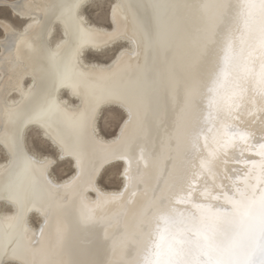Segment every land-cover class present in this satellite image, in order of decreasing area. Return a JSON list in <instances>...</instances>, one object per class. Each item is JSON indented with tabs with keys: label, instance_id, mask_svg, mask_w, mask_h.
<instances>
[{
	"label": "bare ground",
	"instance_id": "bare-ground-1",
	"mask_svg": "<svg viewBox=\"0 0 264 264\" xmlns=\"http://www.w3.org/2000/svg\"><path fill=\"white\" fill-rule=\"evenodd\" d=\"M93 1L0 0V6L24 21L16 28L0 19V151L5 157L0 160V193H18L32 205L21 220L16 207L0 198V244L18 250L24 264H137L155 231L156 206L162 198L167 204L169 197L183 194L186 178L199 172L202 158L211 155L207 143L215 135L225 137L226 128H248L253 135L258 127L245 113V122L234 123L228 104L229 99L238 102L234 93L241 87L252 99L258 88L248 79L238 82L243 74L249 77L242 65L248 63L251 74L257 73L253 63L264 56L258 24L245 28L239 17L242 0H112L110 27L89 20L85 8ZM114 31L124 38L103 43ZM229 38L235 70L225 88L210 92ZM123 43L111 61H87V52L103 53ZM241 56L247 62L242 60L240 66ZM68 79L77 86L75 94L65 86ZM117 94L130 101L131 114L127 105L113 102ZM106 107L125 114L110 138L99 129ZM34 131L56 156L29 147L27 136ZM16 140L35 161L54 163L45 169L23 156L8 159L5 143ZM54 140L67 149L63 159ZM233 149L227 150L231 162L226 168L213 165L218 159H212L214 167L205 180L225 184H215L216 189H228L227 183L238 176L229 166L238 159ZM59 160L71 161L74 169L63 180L53 176ZM114 162L122 163L123 176L129 169L134 179L124 176L120 190L103 189L98 177ZM200 173L198 179L203 180L207 173ZM32 215L39 219L38 226L32 224Z\"/></svg>",
	"mask_w": 264,
	"mask_h": 264
},
{
	"label": "snow or ice",
	"instance_id": "snow-or-ice-1",
	"mask_svg": "<svg viewBox=\"0 0 264 264\" xmlns=\"http://www.w3.org/2000/svg\"><path fill=\"white\" fill-rule=\"evenodd\" d=\"M238 7L239 17L245 28L253 22L258 24V43L264 49V0H242ZM123 38L122 33L114 31L103 43H116ZM212 39V36L208 37L209 41ZM234 60L231 38H229L223 66L216 74L214 87L209 89L210 92L219 93L221 88H225L229 75L236 67ZM245 71L251 74V69L246 68ZM257 75L260 91L264 94V66ZM65 86L74 94L77 92V86L72 79L65 81ZM244 91L245 89L241 87L234 95L242 100ZM113 102L127 105L131 114V103L126 97L117 94L113 97ZM228 104L229 107H235L237 101L229 99ZM92 118V115L88 117V119ZM224 135L226 137L223 142L224 147L235 146L234 142L237 138L243 142H247L249 138L247 132L231 128H226ZM53 143L59 150V158L63 159L67 151L65 145L56 140ZM259 147L264 149V143ZM5 149L7 158L12 161L23 156L31 162L40 163L45 169L49 164L54 163V161H35L34 157L26 155L25 146L19 140L11 145L5 143ZM259 155L262 158L259 162L261 172L257 177L256 185L248 184L244 188L237 186L231 192L205 191L201 194L209 201L206 203L191 199L193 193L199 191L194 185L199 183L198 177L201 173L193 172L186 178V190L176 198V203H191L196 209V213L191 217H185L182 211L177 212L171 205V197L167 205L163 203L162 198V202L156 206L157 223L154 238L143 250L137 264H264V151ZM201 167H208V162L202 161ZM208 171L211 174L210 167ZM124 176L128 181L134 179L129 169L125 170ZM0 198L16 207L18 219L22 220L25 212L31 210L32 205L26 204L18 193L5 189L0 193ZM211 200L222 203L212 204ZM190 223L192 227L188 226ZM0 264H24L23 256L5 242L0 244ZM79 264H88V262L81 261Z\"/></svg>",
	"mask_w": 264,
	"mask_h": 264
},
{
	"label": "rangeland",
	"instance_id": "rangeland-1",
	"mask_svg": "<svg viewBox=\"0 0 264 264\" xmlns=\"http://www.w3.org/2000/svg\"><path fill=\"white\" fill-rule=\"evenodd\" d=\"M111 3H112V0H95V1L91 2L85 8V13H86V15L88 16V18H89V20L91 22L96 23L98 25L110 27L108 15H109V10H110ZM0 19L1 20H7V21L11 22L16 28H21L23 26V24H24V21L19 20L17 17H15L13 15V13L10 11V9H8L7 7H4V6H0ZM2 36H3V31L0 29V37H2ZM246 43L247 42H245V44H244L245 49H247V47H248V44H246ZM124 44L125 43L119 44L118 46H116L115 49H111L109 51H104L103 53H96V52H93V51H89L86 54L87 61H89V62L97 61V62L107 63V62L111 61L115 57V55L118 52V50L121 49L124 46ZM260 48L261 47H259V49ZM259 49H257V51ZM263 50L264 49L260 50V52L263 51ZM263 53H264V51L261 53V56L264 55ZM240 58H241V60H240ZM239 60L241 61L240 66L242 64V60H243V63H245V61L247 62L246 56H245V58H243L242 56L239 57ZM258 61L254 62V63L252 62L253 63V67L252 68L255 67V69H256V67H257L256 65H258V69L261 70L262 66H264V56L261 57ZM245 64H246V66H245ZM245 64H243L242 67L244 66V68L245 67L247 68L249 65H248V63H245ZM249 68L250 67H248L247 69H249ZM259 72L260 71H258L257 73L254 72L253 74L248 73L249 77H247V76H245L243 74V77L241 76L242 78H240L238 80V82L239 81L242 82L243 80L245 81L246 79H248V81L251 80L250 82H252L253 87L255 85L254 88L255 89L258 88V89L253 91V95H252L253 97L251 96L252 99L250 98L251 100H249V98L247 96H244L246 94H243V99L242 100L238 99V102H237V104L239 103L237 105L238 107L237 108H236V106L234 108L232 107V111L233 112L231 113V116L233 118L237 119L239 117V119H240V120L239 119H237V120L235 119L234 120L233 118H231V120L233 119L232 121L234 123L241 122V120L245 122L248 117H245V119H244L243 116L246 115V116H251L252 117L251 120H253L258 125V127L254 128V130L252 131L253 135H249V138H248L247 142H243V144L238 143V141H240V140H239V138H237L235 140V142H234L235 146H229V147H224L223 145L222 146H218V141H219V145H221V143L223 144L224 140L226 139L221 134L217 135V136L215 135L213 137L212 141L209 142V144L207 143L206 151L209 152V153H207V155L211 154L210 156L212 158L210 156L207 157V155H205L206 154V152H205L203 154V156L207 157L206 158L207 160L206 159L204 160V158H202V159L205 162V161H208V158H209L208 162H210L211 166L208 165V167H206V169L202 168V167H201L202 168L201 169L199 167V169H198L199 172H203V174L207 173V175H206L207 177L205 176L206 177L205 178L204 175H203L202 176L203 180H202V178H199V184L201 186L197 184V186H198L197 189L198 190L201 189V190H199L200 193L198 191L199 194L192 195L191 199L196 200L198 202H202V203L205 202L206 203V202H209V201L206 198H203L204 195L202 196V199H201V195L200 194L202 192L207 191V190L209 191L208 193H211L212 190L215 191V192H220V191H229V192H231V191H234L235 187H237V186H239L240 188H244L248 184H251V185H256L257 184V177L260 176V172H261L259 162L262 159L261 156L259 155V153L261 151H264V149H261L259 147V145L261 143H264V122H263L264 121V94L261 93V91H260V87L261 86L258 83V75L257 74ZM257 94H258V96H257ZM259 94L261 96H259ZM256 96L259 97V98L261 97L260 98L261 100L259 98H257ZM255 98H257V99L255 100ZM246 100H248L249 102H247ZM258 100H259V102H258ZM241 101H242V103H240ZM244 101H246V104H245ZM254 101H255V104H254ZM251 103H253V105ZM251 105H252V107H251ZM235 108H236V110H234ZM249 108L251 110H248ZM247 110H248V112L251 111L249 113V115H248ZM234 111H236V112H234ZM244 113H245V115H244ZM236 114L238 115V117H235V116H237ZM241 114H242V116H241ZM240 117H243V118L241 119ZM261 117H263V118H261ZM124 119H125V114H124V112L121 109H119L117 107H106V108H104L102 110V112H101V116H100V119H99V129H100L102 135L107 137V138L113 137L116 134V132H117L118 128L120 127V125L123 123ZM257 119H259L258 120L259 124L256 121ZM261 119H262V123L260 121ZM246 130H247V132L249 134L250 133V129L248 130V128H247ZM222 140H223V142H222ZM27 142H28L29 147L32 150L38 152L41 155L56 156L55 149L50 145V143L48 141L44 140L40 136V134L38 132H36V131L30 132L28 134ZM214 142H217V143H215V145H213ZM241 143H242V141H241ZM240 145H243L242 150H239ZM216 146L218 147V150H220L219 152L221 153L220 154L221 157L219 156V158H218L219 152H218ZM222 147H224V148H222ZM209 148H211L212 150L211 149L209 150ZM232 148H234L232 155H234L235 157L237 156L238 159L236 161H234L233 165H229V166H231V168L233 170L238 172V174H236L238 176L235 179H233L232 181H229V182L227 181L228 182L227 184L229 185L228 189H225V190H221L222 188H220V189L217 188L216 189V187H217L216 185L219 184L218 186L223 187V185H225V184H221L220 181H219L218 184H217V182L215 183V181L214 182L211 181L212 184H208L207 182H205L204 180L207 179L209 174H210L209 171H208V168L209 167L210 168L214 167L213 165H216L217 167L220 166L221 168H222V166H224L225 168L228 167L227 163L230 164V162H231V159L229 160L230 157H228V155L230 153V149H232ZM213 150L218 155L215 154L213 152ZM227 150L229 151V153H228ZM223 152H224V154L227 152L226 153L227 155L226 154H225L226 156L223 155V158H222ZM212 154H213V156L214 155L215 156L213 157ZM213 158L214 159L215 158L218 159L217 161L213 160L214 164L212 162ZM226 158H227V160H226ZM3 159H5V157H3V155H2V153L0 151V160H3ZM202 159H200V161H202ZM219 160H221V161H219ZM224 160H225V162H224ZM253 161H255L256 163L254 164ZM217 162L220 163V165ZM224 163H225V165H224ZM238 163L242 164L243 167L241 165H238ZM200 164H202V162H200ZM73 172H74V169L72 168V162L71 161H69V160L60 161L59 160L58 161V165H56L54 167V169H53V176L56 179H58V180H63L65 178H67L68 176H70L71 174H73ZM123 177L124 176H123V165H122V163H120V162L111 163V164L107 165L103 169V171L101 172L100 176L98 177L99 186L101 188H103V189H106V190H120L124 186V181L125 180H124ZM213 185L216 186L215 190L213 189L214 188ZM196 193H197V191H196ZM179 196L180 195L178 194L177 197H172L174 199L173 200L171 199V205L173 204L172 206L176 207L175 209L177 210V212H181L182 211L184 213L185 217H191V215L193 213H196V209L193 208V205L191 203H186V205H185V203H176V198H178ZM195 197H197V198H195ZM204 199H206V200H204ZM201 200H203V201H201ZM210 202L212 204H215V202H217V201L216 200H211ZM218 202L222 203V201H218ZM167 204H168V202H167ZM189 204L192 205V206H190ZM178 205H180V206H178ZM182 205H184V207ZM185 206H188V207H185ZM3 208L6 209V210L9 209L8 207H5V206ZM188 211H190V212H188ZM31 222H32V224L34 226H38L39 225V219L35 215H32ZM156 223L157 222H155L153 230L156 229L155 228ZM188 226L192 227L193 225H192V223H190ZM153 233H155V231H152V233H150V235H149V238H147L146 242H148V245L150 244L151 238H154V234Z\"/></svg>",
	"mask_w": 264,
	"mask_h": 264
}]
</instances>
